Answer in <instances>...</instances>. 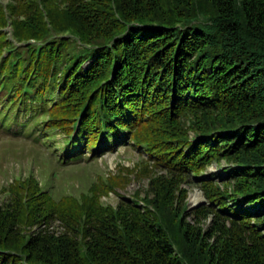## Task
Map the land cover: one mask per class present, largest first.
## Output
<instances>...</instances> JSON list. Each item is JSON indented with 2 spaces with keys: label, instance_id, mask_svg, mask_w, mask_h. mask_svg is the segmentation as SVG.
Returning a JSON list of instances; mask_svg holds the SVG:
<instances>
[{
  "label": "trees",
  "instance_id": "16d2710c",
  "mask_svg": "<svg viewBox=\"0 0 264 264\" xmlns=\"http://www.w3.org/2000/svg\"><path fill=\"white\" fill-rule=\"evenodd\" d=\"M8 8L0 28L10 17L21 42L43 45L17 50L0 34V49L21 55L0 57L3 133L17 140L62 109L69 151L133 140L174 181L199 183L207 203L190 210L181 180L169 178L143 201L117 206L95 193L55 201L20 183L0 203V264H264V0H14ZM224 162L226 177L207 175ZM54 217L65 234H29Z\"/></svg>",
  "mask_w": 264,
  "mask_h": 264
},
{
  "label": "rangeland",
  "instance_id": "374dc122",
  "mask_svg": "<svg viewBox=\"0 0 264 264\" xmlns=\"http://www.w3.org/2000/svg\"><path fill=\"white\" fill-rule=\"evenodd\" d=\"M13 1L0 0V8L4 6L10 8ZM8 11L5 10L9 17ZM6 22L4 28H0V34L6 33L17 50H23L30 45L42 47L43 43L35 40L21 42L16 36L13 19L9 17ZM57 38L58 35L53 36V39ZM10 50L2 49L0 57L6 60L11 56L16 57L15 59L21 56L18 53L14 55ZM20 53L24 57L28 56L26 51ZM93 61H88L86 67ZM50 115L53 116L33 120L32 125L17 140L0 130V203L10 201L6 192L13 191L20 183L32 181L38 186L39 192L47 194L55 201L65 198L83 201L95 193L104 205L117 206L124 199L138 198L143 201V198L151 194L153 184L155 188L161 184V180L166 181L169 178L174 181L175 177H179L162 163L161 157L149 155L148 149L137 146L133 140L125 142V145H122L123 141L120 145L118 142L114 143L107 148L108 150L105 144L99 141L95 153L79 148L69 151L68 147L71 144L69 134L64 123L60 121L64 111L56 110ZM35 126L39 128L32 131ZM76 134L77 132L74 135ZM114 135L111 133L110 141L115 140ZM193 135L192 132L191 136ZM83 144L85 145V142ZM74 157H77V160ZM223 167H227L225 162L222 165L214 163L209 167L207 175H216V179L220 180L227 176ZM179 180L180 188L186 192V203L190 210L207 203L204 190L199 183L187 184L182 183V179ZM179 180L174 182L179 185ZM28 231L30 235L44 231L59 237L65 234L66 226L61 219L54 217L36 223Z\"/></svg>",
  "mask_w": 264,
  "mask_h": 264
}]
</instances>
